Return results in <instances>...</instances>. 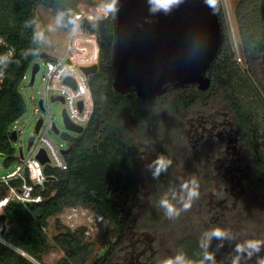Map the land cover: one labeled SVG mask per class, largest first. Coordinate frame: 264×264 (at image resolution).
Listing matches in <instances>:
<instances>
[{
    "label": "trees",
    "instance_id": "trees-1",
    "mask_svg": "<svg viewBox=\"0 0 264 264\" xmlns=\"http://www.w3.org/2000/svg\"><path fill=\"white\" fill-rule=\"evenodd\" d=\"M90 1L0 0V35L18 47L0 89V157L6 166L18 160L10 128L26 110L19 85L46 50L25 58L26 50L46 44H31L32 29H24V21L37 19L39 5L56 14L58 8L80 11ZM231 9L242 63L224 1L217 0L222 42L207 72L209 85L169 84L148 98L135 87L122 92L114 86L116 16L98 29L86 19L81 22L97 32L100 48L98 70L89 75L92 117L82 133L70 137L67 168H47L56 179L47 183L45 199L10 200L4 206L8 227L2 236L13 246L0 243V264H38L35 260L56 249L64 255L54 264H158L177 252L198 264L199 235L194 232L199 228L220 226L238 238V227L255 228L254 211L264 212V0H237ZM158 155L172 165L154 180L145 165ZM176 163L186 172L183 180L197 179L200 197L169 219L157 202L178 190L182 179L172 173ZM7 192L0 183V197ZM74 206L107 220L110 239L101 252L86 225L71 228L62 222L60 215ZM190 217L202 224L195 231L182 230ZM50 218L56 229L52 237ZM134 232L144 234L134 249H127Z\"/></svg>",
    "mask_w": 264,
    "mask_h": 264
},
{
    "label": "water",
    "instance_id": "water-1",
    "mask_svg": "<svg viewBox=\"0 0 264 264\" xmlns=\"http://www.w3.org/2000/svg\"><path fill=\"white\" fill-rule=\"evenodd\" d=\"M116 15V54L114 86L125 92L135 87L141 97L162 94L169 84H198L206 88L207 75L222 42V30L217 14L205 7L203 0H185L170 15L150 16L146 0H120ZM49 55L44 50L40 56ZM33 64L31 82L39 70ZM87 74L97 72L98 63L84 67ZM58 97L54 95L52 100ZM62 99V98H61ZM63 100V99H62ZM41 103V102H40ZM69 130L82 133L85 128L71 122L63 111ZM39 118L31 133L30 147L41 126ZM58 133L59 129L54 126ZM17 140V131H11ZM71 147L64 150L67 153ZM42 162L46 159L39 154ZM7 218L0 213V233L7 230Z\"/></svg>",
    "mask_w": 264,
    "mask_h": 264
},
{
    "label": "built area",
    "instance_id": "built-area-1",
    "mask_svg": "<svg viewBox=\"0 0 264 264\" xmlns=\"http://www.w3.org/2000/svg\"><path fill=\"white\" fill-rule=\"evenodd\" d=\"M73 14H79L82 22L85 19L88 20L89 16L94 15L95 11L88 13L85 9H81L80 11H73ZM67 44L66 40V47L62 53L56 56L49 54L45 57L42 77L44 92L38 105L34 107L35 112L42 115L40 117L42 123L31 146L27 147V152L25 153L22 147L19 151L16 150L18 160L15 162L14 168L0 176V183H4L8 187V192L0 197V213H3L4 206L10 200L25 203L44 200L46 197L44 190L47 183L56 179V175L47 171V168H67L64 150L70 146V137L79 133L73 130V133H65L63 134V140L59 142L51 138L50 133H57L54 129V126L57 127V125L51 120L50 102L61 101L63 111L65 110L71 122L84 128L92 117L94 100L89 83L90 74L85 72L84 67L96 64L99 61L98 34L96 31L82 25L81 33L72 43L71 51L68 50ZM17 51L18 47L15 44L11 43L7 37L0 35V58H4L5 61L0 63V89L6 79L7 66ZM238 58L241 59L240 56ZM64 66L68 67L71 74H63ZM25 78L26 73L23 75V79ZM54 95L58 97L56 100H52ZM17 120L12 123L10 131L16 130L18 139L21 129L19 131V127L16 125ZM40 153L46 159L44 162L39 158ZM55 191L56 189L51 194H54ZM72 208H75V206ZM95 214L99 220L104 219L101 214ZM1 242L13 246L0 233Z\"/></svg>",
    "mask_w": 264,
    "mask_h": 264
},
{
    "label": "clouds",
    "instance_id": "clouds-1",
    "mask_svg": "<svg viewBox=\"0 0 264 264\" xmlns=\"http://www.w3.org/2000/svg\"><path fill=\"white\" fill-rule=\"evenodd\" d=\"M150 16H156L160 13L170 15L175 9H178L185 0H146ZM205 7L209 8L213 14L217 10V0H203ZM120 0H100L96 7L94 15L88 17L89 25L92 29H98L101 22L105 19L115 16L119 13ZM71 13V14H70ZM54 24L50 22L46 28H42L36 18L24 21V29H32L31 44L45 45L48 42L47 33L56 29H67L66 40L68 50H72V43L80 35L82 30L81 16L73 14V10L57 9ZM44 47H31L23 54L25 58L28 55L38 56ZM4 58H0V63H4ZM63 74H71L68 67L64 66ZM172 165V160L164 155H158L155 159L146 163L145 168L150 173L152 179L159 180L160 176L168 172ZM200 197L199 182L195 177L190 180H181L178 190H172L170 195L164 194L157 202V207L162 209L164 215L169 219L179 217L182 211H187L192 207V203ZM179 205V207H178ZM216 241L215 250H212L213 242ZM229 245L231 251L219 262L217 254ZM200 252L198 253V264H247L253 261L254 264H264V238H248L239 240L231 231L215 226L203 231L198 240ZM158 264H193L185 253L177 252L158 261Z\"/></svg>",
    "mask_w": 264,
    "mask_h": 264
},
{
    "label": "rangeland",
    "instance_id": "rangeland-1",
    "mask_svg": "<svg viewBox=\"0 0 264 264\" xmlns=\"http://www.w3.org/2000/svg\"><path fill=\"white\" fill-rule=\"evenodd\" d=\"M223 1H224L227 16L229 19L230 28L232 31V38L234 41L235 50L237 51V55L240 56L239 41H238L236 28H235L236 25L233 19L232 9H231L232 6L235 5L237 0H223ZM90 2L91 3H83L81 5L82 9H85L88 13L93 12V10L96 12V7L100 3V0H91ZM54 17H55V14L52 12L50 8H47L42 5L38 6L37 21L41 25L42 28H46V26L50 22H52L53 27H55ZM47 35H48V42L45 46L47 52L55 56L62 53L66 47V30L56 29L53 32L47 33ZM237 60L238 62L242 63V59H239L237 57ZM36 62L40 64V69L35 75L34 82H31L32 66ZM44 62H45V58L41 56L37 57L35 61L31 64L29 69L27 70L26 78L23 79L21 84L19 85V91L22 93L26 101V110L18 118L17 123H16V125L19 127V131L21 129L19 138L17 140H13V145L15 146V149L17 151H19L20 147H22L24 152L25 153L27 152L28 139L34 130V127L38 119L42 116L41 114L35 112L34 107L38 105V102L41 99V96L43 95V92H44V82L42 78L43 72H44ZM263 77H264V72H263ZM49 111L51 113V120H53L56 123L57 127L60 129L59 133H50V136L56 142L62 141L63 134L73 133L72 130L67 129L65 125L64 117H63V103L61 101L50 102ZM14 165L15 163L9 166H6L3 163L2 157H0V176L12 170V168H14ZM181 166H182V163H181ZM181 166L178 163H176V165L172 169V173L175 174V176L181 177V179L183 180V178L186 175V172L184 169L181 168ZM147 208H148V205L145 204V209ZM254 213L256 214L255 228L252 230V229H248L247 227H238L237 235L240 237L238 238L239 240L242 241L248 238H264V212L254 211ZM60 218L62 222H64L71 228H75L79 225H86L88 227V232H87L88 237H91V239H94V240H98V245H97V250H96L97 253L101 252V250L106 246L108 240L110 239L109 234L106 233L107 220L105 219L99 220L96 214L88 208H85L82 206H75V208L68 207L60 215ZM183 222H184L182 225L183 228L181 229L182 230L184 229V231L185 230L195 231L197 230V226L202 224L201 222H194L191 219V217L185 218ZM197 231L198 232H194V233H197L196 235L200 236V234L203 231H205V229L199 228ZM48 233L51 237L56 233L54 218H50V225L48 228ZM142 234H144V232H141V233L134 232L131 235L130 241L128 243L129 246L127 249H132V248L134 249L136 247L137 241L139 240V237L142 236ZM216 243H217L216 241L213 242L212 250H215ZM166 246H168V244ZM230 251H231L230 246L226 244L225 247L217 254V261L219 262ZM129 252L130 251H128V253ZM63 255H64L63 250L56 249L55 251H52L48 253L47 255H45L42 261H37V260L35 261L38 264H54ZM261 255H264V252H262ZM86 264H90V263L88 262ZM247 264H254V260L248 261Z\"/></svg>",
    "mask_w": 264,
    "mask_h": 264
}]
</instances>
